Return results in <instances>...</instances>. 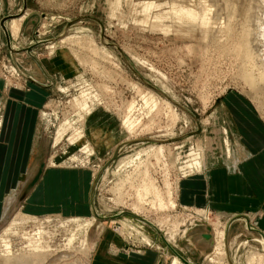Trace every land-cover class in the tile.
I'll use <instances>...</instances> for the list:
<instances>
[{
    "label": "rangeland",
    "instance_id": "rangeland-1",
    "mask_svg": "<svg viewBox=\"0 0 264 264\" xmlns=\"http://www.w3.org/2000/svg\"><path fill=\"white\" fill-rule=\"evenodd\" d=\"M216 1L234 6L226 15H219L217 3L211 0H119L118 7L117 0H27L25 12L29 11L28 15L18 39L11 46L16 50L27 48L34 28L36 40L45 43L33 49L31 56L26 53L12 55L0 27L2 101L5 97L10 101L9 106H13L15 104L8 92L29 90L27 84L34 80L31 58L38 63L43 61L51 77L43 80L48 87V95L37 116L38 145L32 166L37 165V160L40 162L38 175L55 166L86 171L89 179H94L92 198L98 216L111 217L126 211L155 226L153 221L133 213L131 209L136 198L134 189L140 187L143 178L140 175L143 168L134 173L132 164L121 170L120 176L113 174L119 159L126 157L132 160L140 149L155 145L141 155L142 163L162 192L172 193L176 206L158 211L145 205L146 215L161 223L167 219L166 224L162 223L166 233L172 231L175 223H180V231L187 228L176 242L180 255L192 264H220L211 259L214 242L205 236L213 235V227L222 230L231 216L218 218L217 213L210 210L208 222L201 219L195 210H202V207L180 204V182L203 179L202 165L209 167L210 150H206V146L210 140L211 155L216 157L213 168H225L217 142L222 138V127H228L232 133L236 128L233 119H229L228 108L223 107L228 95L244 99L264 126V95L244 80L243 60L234 39L222 37L221 33L214 36L215 40L210 39L212 33L211 37L207 34L210 38L203 39L198 29L193 34L188 33L170 18L171 8L175 5L194 10L198 17L209 19L205 28L213 32L219 30L220 23L232 12L234 25H237V19L241 23L247 13L251 20H264V0ZM149 3L158 7L145 16L142 7ZM22 10L23 0H0V20L17 16ZM111 11H114L113 15ZM159 14L167 16L160 24L171 27L169 30L152 27L157 22L154 16ZM263 28L264 21L260 26L261 30ZM79 33H89L94 37L96 48L104 47L113 56L98 55L70 41L50 50L49 47ZM254 47L260 50V42H255ZM261 53L264 54L263 49ZM150 92L160 99L154 108L152 100L149 101L150 106L145 104L144 96L148 97ZM163 102L175 108L179 115L177 119L171 117ZM130 106H133V128L124 125ZM215 116L217 121L214 122ZM61 124H64L61 140L54 144ZM97 131L103 141L99 144L94 142L92 135ZM230 138L233 141L231 135ZM122 139L123 143L112 160L119 147L112 153L113 144L115 140ZM97 146L101 147L100 150ZM157 148L162 151L159 155L155 154ZM197 162L201 163L200 170L194 167ZM38 179V176L29 180L23 178L16 188L9 191L10 195L14 192L15 202L6 215L2 212L8 194L1 200L3 190L0 189V264L8 256L31 254L41 258V264H72L76 260L89 263L100 228L107 223L114 224V229L129 240L132 248L154 247L152 243L148 245L140 241L131 230L122 229L118 220L102 222L93 215L81 218L25 214L23 204ZM125 181L128 183L123 184ZM255 216L253 221L248 215L246 219L248 227L257 231L252 224L255 218L259 221L264 215L257 212ZM120 219L132 220L142 225L143 232L155 234L135 218ZM246 231L253 238H259L253 235L254 232ZM157 233L164 237L160 230ZM247 233L241 229L231 231L229 244L234 243L231 261L235 262L233 264H247L248 255L253 253V264H264V250L260 245L253 241L243 243ZM259 233L263 238L264 233ZM197 238L202 241L196 242Z\"/></svg>",
    "mask_w": 264,
    "mask_h": 264
},
{
    "label": "crops",
    "instance_id": "crops-1",
    "mask_svg": "<svg viewBox=\"0 0 264 264\" xmlns=\"http://www.w3.org/2000/svg\"><path fill=\"white\" fill-rule=\"evenodd\" d=\"M33 35L34 28L31 30V41ZM31 60L34 64L31 67V76L34 80L27 84L29 90L8 92L15 105L9 106L8 101L0 133V189L3 190L1 200L23 178L29 180L38 176V182L31 188L23 204L22 210L25 214H57L81 218L91 216L94 179L90 180L86 171L55 166L38 175L40 162L37 160V165L32 166L38 145V138L35 139L38 129L37 116L48 95V87L43 84V80L51 77L43 61L40 60L38 63L32 58ZM223 107L228 108L231 114L228 117L235 123L236 128L233 130L239 137L240 144L252 156L244 161L235 173L225 168H212L201 172L203 173L201 181L194 179L181 181L178 200L181 205L197 204L207 207L212 212L232 215L236 220L230 225L229 233L232 227L235 232L241 229L244 233L247 215L255 216L257 212L264 215V126L257 119L251 106L236 95H228ZM92 135L95 143L103 142L98 131ZM122 143L123 139L115 140L112 153ZM96 148L100 150L101 147ZM241 216L245 219H237ZM113 226L114 224L107 223L100 228L89 264L172 263V257L175 255L157 234L150 235L154 247L134 249L129 245V240ZM254 226L258 230L253 235L260 237L258 231L264 232V216L259 221L255 219ZM122 229L126 230L123 227ZM247 239L252 242L253 236L248 234L245 240ZM198 241L202 239L197 238L196 242ZM174 250L180 254L179 248L176 247Z\"/></svg>",
    "mask_w": 264,
    "mask_h": 264
},
{
    "label": "bare ground",
    "instance_id": "bare-ground-1",
    "mask_svg": "<svg viewBox=\"0 0 264 264\" xmlns=\"http://www.w3.org/2000/svg\"><path fill=\"white\" fill-rule=\"evenodd\" d=\"M211 1L217 3L216 0H211ZM118 2H119V0H117V7L120 3V2L119 3ZM216 5L219 7V11H218L219 15L221 13L226 15L228 10L234 6V4H229V3H225V4H218L217 3ZM157 7L158 6L155 3L146 4L145 6L142 7V13L145 14V16H146V14H149L152 9L157 8ZM24 12H25V10L23 11L22 15H20L16 18H12L6 23V29H7V32L9 34L11 44L18 39V37L21 33L22 24H23L25 18L27 17L29 11L28 12L26 11L25 13ZM110 14L113 15L114 11H111ZM170 14H171L170 18L174 19L175 22H177V25L179 28H183V29L185 28L188 31V33H192V34H193V32H196V30L198 29L200 33L198 31L197 32L202 35L203 39L206 37L210 38L211 33H212V37L210 38L211 40L216 39V38L214 39V36L216 37L217 33H221L222 37H226L229 40L234 39V41L236 42L237 49L238 50L240 49L239 51H240V54H241L242 60H243V66L245 69V75L243 76L244 80L250 86L255 87L256 89H259L262 92V94L264 95V54L261 53L262 49L264 50V30L260 29V26L264 20H262V19L251 20L249 14L247 13L245 15V18L242 20L243 23L241 22L242 24L239 23V20L237 19V22H236L237 25H234L235 20L232 18V15H234V13L232 12V13H228L230 15L229 18L223 19L222 23H220L221 27L219 28V30L217 32H213V30L210 31L211 29L205 28V26H207L209 23V19H207L206 17H198V15L195 13L194 10L185 9V8L177 7L174 5L171 8ZM165 17H167V16H165L163 14H159L157 16H154V19H156L157 22L154 23L152 27H154V28L156 27L159 30H163V29L169 30L171 27H164L162 24H160V23H162V21L164 20ZM143 21L145 22L144 19H143ZM196 24H200V26L197 27V26H195ZM182 25H183V27H182ZM43 28H45V26ZM78 32H79V30H78ZM207 34L210 35V37ZM201 35H200V37H201ZM208 38H206V39H208ZM93 40H94V37L91 36L89 33H79L78 35L69 36L65 41H62L61 43H56L55 45H53L52 47H49V48H50V50H54L55 48L58 47V45H61L65 42L70 41L73 44L82 46V47L86 48L87 50L92 51L93 53H96L98 55L104 54L105 57H107V58H109L108 55L113 56V54L111 52H109L104 47H99L100 49L96 48L93 44L94 43ZM216 41H218V39ZM255 42H260V46H261L260 50H256V48L254 47ZM34 55H36V54L34 53ZM150 69H152V68L150 67ZM162 78H163V76H162ZM163 90L166 91L164 88H163ZM147 96L148 97L144 96L145 104L147 106H150L149 101L152 100L151 101V103H153L152 108L156 107L158 105L157 104L158 101L160 100L159 97L156 96L152 92H150L149 95H147ZM163 103H164V107H166V108H168V110H170L171 117L174 120L176 117H179L175 108H173L167 102H163ZM7 104H8V100L5 97L3 98V101L0 98V133L2 131V126H3V121H4V117H5V113H6ZM132 110H133V106H130L129 107V113H128L129 116H127L125 121H124V125H126L128 128H133L134 123H135L134 119L132 118V116H133ZM213 120H214V122L217 121V116L213 117ZM63 129H64V124H61L60 127L57 129V136H56V139L54 141V144L58 143L61 140V137H62L61 134L64 131ZM221 134H222V138H220V140H218V142H217L218 151L221 152V154L224 157V159L222 161L226 165L225 169H227L229 172H235V170L238 169V165L242 164L247 159H250L252 155L247 153L246 149L240 144L235 133H232L231 130L229 131L228 127H222ZM230 135L233 137V141L231 140ZM37 136H38V129H37L35 139L37 138ZM172 137H174V136H172ZM210 144H211V140L208 141L207 146H206L207 147L206 150H210L209 161H207V164L209 165V167H206L207 165L204 166L205 164L202 165L204 167L203 171H206L207 169H212L213 166L216 164V157L214 156V154L211 155L212 146L210 147ZM153 147H156V146L150 145L146 149H140L139 151L136 152L135 158L132 160L128 159L126 157L119 159L117 161V166H116V169L113 172V174L114 175L116 174V176H120V171L124 170L125 168L128 167V165H132V164L134 166L133 167L134 173H139V170L141 168H143V172H142V174H140V175H143L142 180H140L141 181V184L139 185L140 187L138 189H136V187H135V189H134V190H136V198H134L135 201H134L133 205L131 206V209L133 210L132 212L153 221L156 228L161 231V233L164 235V237L166 238V240L168 241V243L170 244L172 249L173 248L175 249L177 247V242H176L177 239L176 238H178V236H183L186 233L187 228L180 231V229H179L180 223H175V224H172V228H173L172 231L170 233H166L162 228L163 227L162 223L164 224V222H165V224H166L167 219L162 220V223L154 221L153 219L149 218L146 215V209L144 207L145 205H149L151 207V209H153V210L164 211L167 208L172 209L176 206L175 201L172 197V193L169 191L167 193L168 196H167V194L163 193L162 190L156 184V182L149 176L147 167L142 163L141 155L148 152L149 150H151L150 148H153ZM208 147H210V148H208ZM155 151H156L155 152L156 155H159V153L162 152L161 148H157V150H155ZM202 166H201V163H198V162L194 164V167L196 170L197 169L200 170L202 168ZM107 171H108V169L106 170V172ZM140 175H138V177ZM124 183H128V182L125 181V182H123V184ZM130 187L132 188L131 185H130ZM14 202H15V194H14V192H12L11 195L8 194L5 198L4 211L2 212L3 215H6L8 213L10 208L13 207L12 205L14 204ZM92 204H93V202H92ZM193 205L197 206V207H202V210L196 209L195 211L197 212L198 216L201 219L208 222L207 214H208V212H210L208 210V208L205 206H202V205H199V206L197 204H193ZM224 215H226V214L217 213L218 218H222V216H224ZM230 216L231 217H229L227 219V222L228 221H230V222L228 224H226L222 228V230H217L214 227L212 228V231H214V232H213V235H211L210 240H212L214 242V246H213V251H212L213 256L211 259H213V261L220 262V264H229L228 259L232 260L231 249H232V246L234 243L229 244V242H230L229 241V239H230L229 235H230L231 231L234 229V227L231 228L230 233H229V228L233 222L231 220L233 219L234 216H232V215H230ZM248 216L253 221V215H248ZM230 218H232V219L230 220ZM118 222L122 225L123 228H125L126 230H131L137 236H139L140 241H142L148 245H151V243L153 244V240L151 239L150 234L145 233L146 231L145 232L142 231V228H143L142 225L135 224L134 222H132V220L118 219ZM138 222H141V224L148 226L149 228H151L155 232V234L158 235L157 231L155 229H153L147 223H145L141 220H138ZM192 223L193 222L191 221L190 224L192 225ZM252 226H254V222H253ZM248 228H249L248 229L249 231L255 233V230L251 229L250 227H248ZM179 232H181V233H179ZM158 237H159V235H158ZM253 241L258 243L260 245L261 249L264 250V237L263 238H261V237L253 238ZM244 243L249 244L250 242L248 241V243L247 242H244ZM248 256L249 257H248V259H246V263L247 264H253V262H254L253 260L255 258L253 256V253H250V255H248ZM228 257H230V258H228ZM233 263H235V262H233ZM2 264H41V258H37L35 255H32V254L31 255L18 256V257L8 256V257L4 258ZM72 264H89V263L88 262L85 263L84 261L81 262V261L76 260ZM171 264H183V263L176 256H174V257H172V263Z\"/></svg>",
    "mask_w": 264,
    "mask_h": 264
},
{
    "label": "water",
    "instance_id": "water-1",
    "mask_svg": "<svg viewBox=\"0 0 264 264\" xmlns=\"http://www.w3.org/2000/svg\"><path fill=\"white\" fill-rule=\"evenodd\" d=\"M26 8H27V0H23V10L21 11V13H20L19 15H17V16H7V17H4V18H2V19L0 20V27H1L2 31H3L4 36H5L6 46H7L8 50L10 51V53H11L12 55H15V54H21V53H26L28 56H31V52H32L33 49H35L36 47H38V46H40V45H43V44L45 43V42H39V41H37V40H36V37H35L36 33H34V35H33V37H32V41H31L30 45H29L27 48H24V49H17V50H15V49L12 48V46H11V40H10L9 34H8V32H7V29H6V23H7L10 19H12V18H16V17L22 15L23 11L26 10ZM65 31H66V30H65ZM35 32H36V31H35ZM65 33H66V32H65ZM63 35H64V34H63ZM63 35H62V36H63ZM62 36H61V37H62ZM124 145H126V144H124ZM120 147H121V146H119V147L116 149V151H115V153H114V156H113L112 160L115 158V155L117 154V152H118V150L120 149ZM93 190H94V185L92 186V194H93ZM92 194H91V195H92ZM91 199H92V201H93L92 196H91ZM92 214H93L94 218H96L97 220L102 221V222H103V221L118 220V219L123 218V217H131V218H135V219H137V220H141V221L147 223L148 225H150L153 229H155V230L158 232V230L156 229V227H155L152 223H150L149 221H147V220H145V219H143V218H141V217H139V216H136V215H134V214H132V213H130V212L123 211V212H120V213H118V214H116V215H114V216H111V217H100V216L97 215V213H96V211H95V209H94V206H93V204H92ZM237 219H245V218H244V216H241L240 218H237ZM235 220H236V219H235ZM235 220H234V221H235ZM246 229H249V228H248V223H247V221H246ZM255 232H257V231H255ZM258 233H259V232H258ZM158 235H159V237L161 238V240L164 242V244H165L168 248H170V249L172 250L173 254H174V255H175V256H176V257H177V258H178L183 264H191V263H189L187 260H185L180 254H178L174 249H172V247H170V245L166 242V240L164 239V237H163L160 233H158ZM259 235H261V234L259 233ZM205 237H208L209 240L211 239V235H209V236H205ZM210 241H211V240H210ZM248 241L250 242L249 239H248V240H245L244 242H247V243H248ZM244 242H243V243H244ZM228 258H230V257H228ZM228 260H229V264H233V262H232L230 259H228Z\"/></svg>",
    "mask_w": 264,
    "mask_h": 264
}]
</instances>
